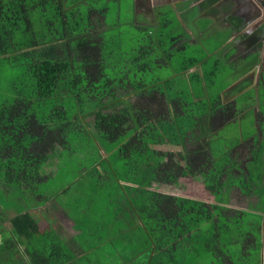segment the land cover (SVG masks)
<instances>
[{
  "label": "trees",
  "instance_id": "obj_1",
  "mask_svg": "<svg viewBox=\"0 0 264 264\" xmlns=\"http://www.w3.org/2000/svg\"><path fill=\"white\" fill-rule=\"evenodd\" d=\"M215 1L207 0V11L213 14L220 13ZM107 11V0H0V57L4 61L20 58L25 68L24 78L16 84L14 102L0 105V186L7 180L6 186L19 191L20 200L15 214L13 211L5 218L4 232L9 237L3 241L0 258L7 263L10 254L20 250L29 264H75L77 257L58 233L51 230L41 235L40 224L30 212L34 206L28 209L27 204L31 199L69 203L68 188L79 176L91 175L96 183L83 181L87 183L86 197L94 196L97 202V185L104 179H110L108 184L117 194L126 191L131 196L124 200L128 210L117 214L129 217L134 225L123 233L132 249L138 248L139 255L131 258L136 261L133 264H239L224 249L227 242L236 247L246 264L250 260L244 254L256 248L255 235L261 236L262 221L250 222L244 230L238 218L244 212L256 214L245 209L229 214L231 209L221 204L237 188L226 182L228 178L240 176L251 182L247 190L232 194L239 201L243 196L258 197L251 190L257 180L264 189V156L259 150L264 140V110L257 112L256 137L238 145L248 148V164H236L229 153L217 156L218 132L240 120L241 113H245L242 117L252 113L255 95L251 103H244L248 108L240 107L239 112L237 99L225 103L218 86L233 78L231 71L224 70L218 89L213 88L217 95L207 99L206 55L188 58L173 68L178 75L163 81L149 68L152 62L148 58L159 53V60L165 56L172 59L176 44L171 49L166 38L172 37L173 31L164 32L158 21L155 31L134 26L144 32V43L135 53L122 47L113 51L105 37ZM237 19L229 17L234 30H240ZM164 22L170 25L168 18ZM181 41L186 49L189 44L183 38ZM125 62L133 69H127ZM230 66L241 67L237 62ZM194 67L197 71L190 72ZM182 81L192 82L191 87L181 84V89L169 91ZM232 82L226 81L227 85ZM89 125L94 130H88ZM69 133H81L80 149L76 136L69 139ZM55 152L58 157L52 159ZM177 154L180 159L175 158ZM251 163L253 171L248 170ZM182 164H186L182 167L186 172ZM188 174L194 182L203 180L215 203L157 191L186 185L179 179ZM54 178H59L57 191L41 192L40 184ZM127 180L130 188L120 183ZM90 185L96 186L93 191ZM75 189L82 191L80 186L71 191ZM60 190L67 193L60 194ZM215 190L221 194H214ZM252 201L249 207L254 205ZM4 213L8 214L7 210ZM259 215L263 219V214ZM220 237L226 241L223 246ZM119 239L122 243L123 238ZM262 255L263 244L257 256ZM80 262L89 263L84 257Z\"/></svg>",
  "mask_w": 264,
  "mask_h": 264
},
{
  "label": "rangeland",
  "instance_id": "obj_2",
  "mask_svg": "<svg viewBox=\"0 0 264 264\" xmlns=\"http://www.w3.org/2000/svg\"><path fill=\"white\" fill-rule=\"evenodd\" d=\"M193 2L187 3L185 5H180L173 13H168L162 16H158V26L160 29H162L164 32L169 30H172L173 33L171 34L172 37L166 38V43L170 44V48L172 49L173 44H177V46L173 49V51L177 52L173 55L172 59L167 62V64H164L167 60V57H163L162 59L159 60L160 55L159 53L151 56L148 58V60H151L152 65H149V68H153L158 76L161 77L163 81L168 80L169 78L175 77L173 74V68H176L178 66H181L183 63L186 62L188 58H194V57H200L203 55H206L207 59V54L203 53V51L198 47L194 46L189 37H188V32L192 31L196 34L197 37H199L202 42H204L206 45L209 44L211 48H214V45H216V41L218 38H224L227 36L230 32L225 26L221 25V27H217L216 29L213 27V23H210V20L207 18V22L203 19H199L198 15L196 13V10L192 8ZM189 6V8H188ZM107 15H106V33L105 37L108 40V47L109 49L114 48L116 50L118 47H122L125 52L131 51V53H135V50L137 47L140 45V43H144V32L139 31L137 28L134 27L135 25V20H137V15H136V8H134V1L133 0H107ZM183 7V8H182ZM133 10H132V9ZM139 20H143L142 16L138 15ZM168 18V21L170 22V25L166 27V24L164 20ZM198 20L197 24L193 22V20ZM208 23H210L208 25ZM195 24L198 26L199 31H195ZM150 30L155 31V26H148ZM231 28V26H229ZM219 28V29H218ZM204 29V30H203ZM185 39L189 46L183 51H181V48L184 46L182 43L181 39ZM180 42V44H178ZM113 50V51H114ZM16 57V56H15ZM225 56L223 54V51H219L218 55H211L210 58H208L207 62L203 63L204 69L207 70L208 74V92H209V97L207 99L212 100L217 94L216 90L218 89L216 84L219 83L220 80L224 77V70L229 69V65L225 63L226 59H224ZM2 57H0V105L2 104H12L17 97L18 94V89L16 87V84L20 82L24 78V63L23 60L20 58H9L8 60L4 61ZM126 63V62H125ZM164 64V65H162ZM126 68L127 69H133V67H129V65L126 63ZM151 77H149L150 79ZM239 82V79L233 80L232 84H235ZM163 82L162 84H164ZM249 84L248 80H245L240 83V85L234 87L231 91L229 90V87H226L223 89V92H221V98L224 100V92L227 91L228 94L236 93L235 94V99L238 100V112L239 108L242 107L248 108V104L244 103H251L250 99L254 96L252 102L254 103L253 107V112L246 114L242 117L243 114L241 113L238 118L240 120L233 121L229 124H227L224 128H222L217 135L216 141H217V156H220L221 152L225 154H230L237 162L236 164H239L241 161L243 162L241 166H244L245 164H248L251 160L250 158V153L248 151V148H241L238 145L245 141L246 143L248 140L255 138L256 133L258 132V124H257V112L259 110H264V80L259 82V88L258 84L253 87V83L247 87ZM160 84V86L162 85ZM183 84H188L189 87H191L192 82H177L174 83L170 88L169 91H172L173 89L177 91L180 88V85ZM231 84V85H232ZM221 85H225L224 82L221 83ZM16 87V89H15ZM185 87V85H183ZM216 87V90L213 88ZM252 88V89H251ZM211 92V95H210ZM256 93V94H255ZM227 99V98H226ZM260 102L262 105H260ZM243 103V104H242ZM242 104V105H241ZM241 111V110H240ZM264 116V113L263 115ZM264 126V125H263ZM71 127V126H70ZM76 129V128H75ZM93 128L88 126V130H92ZM94 130V129H93ZM97 133V131L95 130ZM71 136H76L75 139L77 138V148L80 149L81 146L83 145V137L81 133L78 135H72L69 133L68 138L71 139ZM71 146V145H70ZM237 147V148H236ZM68 146L64 145V149H67ZM236 148V149H235ZM235 149V150H233ZM264 156V140L261 139V148L259 149ZM242 152L241 155H238L237 153ZM63 153V152H62ZM260 155V153H259ZM262 156V155H261ZM58 157V153H52L51 158L55 159ZM176 159H180V156L175 157ZM64 158L61 159V163H63ZM178 162L171 160L172 165H177ZM245 163V164H244ZM186 164H182L180 167L183 169V172H186L185 168ZM248 170L253 171V163L248 165ZM87 172L89 170L87 169ZM211 173V172H210ZM209 173V174H210ZM198 174V171H197ZM110 180V179H109ZM108 179H104V183L101 182L100 184L97 185V188L99 192H104L109 194L112 198L115 197L116 191L108 184ZM247 179L241 178L240 176L235 177V178H228L226 180L227 183H232L235 188L234 193H229L226 195L227 200H229V204H221L225 207L230 208L231 210L229 211V214L233 212L235 209H245L249 210V212L254 211L253 215L248 212H244V216L239 217L238 219L240 226H243V229H247L249 223L251 224H256L258 221H262L261 223V236L258 238L257 235H255V238L257 239L256 242V248L251 253L244 254L247 259L250 261L247 262L248 264H264V256H257L259 252V248L261 244H263L264 247V221L261 219L259 212H264V189L259 187V180L253 182V186L251 188L253 194H256L258 197H252V198H246L242 197L239 201L238 198H235L232 196H236L238 193H240L241 189L247 190L251 186V182H245ZM89 181H92L93 184L95 182L94 177H89ZM181 183H187L186 185L183 186H175L171 185L172 187H166L163 188V192L165 191L166 193L170 194H176L179 196H185L188 198H194L197 200L205 201L207 203H215V200L213 199V195L207 190V187H205V184L203 180L199 182H194L192 179V176L189 177V174L186 177H182L179 179ZM9 182V181H8ZM245 182V183H244ZM87 183L84 184L82 187L83 190L86 189ZM0 186V236L2 234V229L5 228L7 223L4 221L6 220L5 218L9 215L10 213L14 211L15 212L18 210L17 205H20V200L18 198L17 192L15 189H8L6 186L7 180H4ZM40 191L44 192V189L46 191H49V189L53 190V192H56L59 187V181L58 178L54 179H49L47 180L44 184L41 183L40 186ZM95 185H90V189L93 191ZM23 188V187H22ZM162 191V190H160ZM220 191L215 190L214 194ZM221 194V193H220ZM224 196V195H223ZM31 198V195H30ZM253 199L251 204H254L252 207H249L247 204ZM28 200V199H27ZM89 202L94 203V199L88 200ZM42 201H33L32 199L28 201L27 207L28 209L32 208L33 206H38L41 204ZM85 206V204L83 205ZM258 209V211H256ZM4 210H10L8 214L4 213ZM74 209L77 215H80L83 213L81 209ZM252 210V211H251ZM31 211V210H30ZM74 211H69V212H74ZM258 213V214H257ZM41 215V212H38L36 214L37 218H39ZM263 217V216H262ZM203 222V221H202ZM228 224V223H227ZM226 224V225H227ZM209 225V224H208ZM207 224L203 227L205 228L208 226ZM134 228V227H132ZM5 238H2L0 240V252L5 249L4 246V241ZM231 240L234 241V238H231ZM39 242V241H38ZM222 242V246L224 243H226L225 239L223 237H220V241ZM39 244H43L42 241L39 242ZM36 245V244H35ZM37 246V245H36ZM225 250H227L228 254H232L235 259L239 261V264H242L245 262L244 259H242L240 253L236 250V247L232 245L231 243L227 242V246H223ZM226 253V251H225ZM139 255V254H138ZM257 256V257H255ZM252 257H255L252 259ZM140 257V259H142ZM144 258L146 259V255H144ZM1 260V259H0ZM79 258L76 259L75 264H92V263H84L80 262L79 263ZM210 261H212V257L209 258ZM138 261V260H137ZM139 262V261H138ZM136 263V261H133L130 264ZM246 263V264H247ZM0 264H16V262L12 263V253L9 256L8 262H0ZM104 264H110V263H104ZM115 264H123V263H115Z\"/></svg>",
  "mask_w": 264,
  "mask_h": 264
},
{
  "label": "crops",
  "instance_id": "obj_3",
  "mask_svg": "<svg viewBox=\"0 0 264 264\" xmlns=\"http://www.w3.org/2000/svg\"><path fill=\"white\" fill-rule=\"evenodd\" d=\"M134 1V8H136V15L137 20H135V27H148L150 25L156 26L157 25V17L160 15L164 17L165 14L173 13L180 5H185L187 3L193 2L192 8L196 10L199 19H203L207 22V0H133ZM183 8V7H182ZM189 8V6H188ZM132 9V8H131ZM133 10V9H132ZM244 13H248L247 10H243ZM138 15L142 16L143 20L138 19ZM242 16H245L241 14ZM238 17V16H236ZM165 18V17H164ZM169 18V16L167 17ZM264 18V15L263 17ZM238 19L242 20L240 17ZM263 20V19H262ZM197 19L193 20L194 23L197 24ZM228 21V20H227ZM213 21L211 20L210 23ZM208 23V25L210 24ZM224 23V22H223ZM195 24V31H199L198 26ZM225 28L230 30L229 34L224 38H218L215 42L214 48H211L206 45L202 40L196 36V34L192 31L188 32V37L191 43L195 46H198L202 51L207 54V60L210 58L211 55H218L219 51H223L226 59L225 63L229 66L231 63H236L241 66L240 68H233L232 66L229 67V71L233 79L227 80H237L239 82L235 84L227 85L226 81L223 82L225 85H219L218 88L221 92L226 87H229L231 91L234 87L240 85L241 82L248 80L250 86L253 83V87L255 85H259L260 81L264 80V44L261 47H258V50H252L254 46V41L256 38L254 34L248 28L244 30V27L238 29H232L228 26V24H223ZM168 27V25L166 26ZM213 27L216 29V24H213ZM219 29V28H218ZM204 30V29H203ZM259 39V38H258ZM180 44V42L178 43ZM177 46V44H176ZM175 46V47H176ZM185 48L184 46L181 48L183 51ZM255 53H258L257 55ZM251 55H256V59L258 60L257 64L260 65H253L250 58ZM248 58H245L247 57ZM173 57V56H172ZM243 62H240V60ZM259 58V59H258ZM170 60L164 64H167ZM243 65H242V64ZM162 64V65H164ZM248 66H251L247 68ZM247 68V69H246ZM198 69V68H197ZM196 67L190 69V72L197 71ZM246 69V70H245ZM201 71L202 69L199 68ZM209 74V73H207ZM235 75H238L235 77ZM228 76V77H229ZM235 77V78H234ZM208 76H207V83H208ZM257 85V86H258ZM208 88V86H207ZM252 89V88H251ZM225 91L224 100L226 102H232L235 100V94H228ZM220 92V93H221ZM221 95V94H220ZM227 98V99H226ZM82 172V170H81ZM89 177L94 176H79L75 184H72L70 188H68L69 194H67V198L69 199V203L65 202L64 204L59 201H51L50 203L44 202L39 204L38 206H34L31 209L32 215L35 217L36 221L40 224V233L41 235H46L47 232L51 233V230L58 233V235L63 240V244L68 246V248L74 253V256L77 258L84 257L87 262L92 264H104V263H123V264H130L132 263L131 258L133 256H138V248L132 249L131 241L126 242L125 236L123 233L129 230L134 226L132 222L129 221V217H124L122 214H117L120 210L126 211L128 210L127 203H124V200L127 201V197L129 196V192L123 191L120 195L115 193V197L112 198L109 194L104 192H99L96 197L98 201L94 200V203L89 202L88 200L94 199V196L85 195V190L82 189L81 192H78L76 189L75 191H71L76 188V186H82L83 181L88 180ZM59 180V178H58ZM96 183V180H95ZM121 184H125V186L129 187L132 185L128 180L125 182H120ZM128 188V189H129ZM153 190V189H152ZM162 190V191H160ZM158 192H163V189H157ZM63 190H60L59 193H67ZM64 195V194H63ZM77 199V202H76ZM47 201V200H45ZM123 202V203H122ZM78 206H76V205ZM85 204V206H83ZM74 209H81L83 211L82 214L77 215ZM77 210V211H78ZM1 211V209H0ZM74 211V212H69ZM252 211V210H251ZM258 211V209L256 210ZM8 213L9 210H7ZM41 212L39 218H37L36 214ZM254 212V211H253ZM263 214V221H264V212H259ZM111 215V217L108 216ZM258 214V213H257ZM12 215V214H10ZM119 216V218H115V216ZM259 215V214H258ZM123 221L122 223H119ZM1 224V223H0ZM86 225H90V229L86 228ZM6 229V231H8ZM8 233L4 232L2 229V234L0 236V240L2 238H8ZM119 237L123 238V242L121 243ZM5 239V240H6ZM3 242V241H2ZM79 248V249H77ZM96 253V254H95ZM263 254H264V247H263ZM92 257L85 258V257ZM27 257L21 253L20 250H14V254L12 255V260L16 262V264H29ZM1 259V258H0ZM3 259L0 260V262Z\"/></svg>",
  "mask_w": 264,
  "mask_h": 264
},
{
  "label": "flooded vegetation",
  "instance_id": "obj_4",
  "mask_svg": "<svg viewBox=\"0 0 264 264\" xmlns=\"http://www.w3.org/2000/svg\"><path fill=\"white\" fill-rule=\"evenodd\" d=\"M175 1H181V0H175ZM259 1L261 4L260 6L261 8H263L262 10L264 12V0H259ZM227 2H230V1L216 0L214 3V6L216 9H220V13L213 14L211 12L212 10L207 11V18L210 21L212 20L213 21L212 23L216 24L217 27L218 26L221 27V25L223 26V24H228V26H232L233 24L231 23V20H229V17H235L236 16L235 13L246 15L244 16L243 20L237 19L239 23L238 27L240 28L244 27V30L247 28L251 30V32L254 34V37L256 38V40L254 41V46L252 50L254 51L258 50V47H261L264 44V18L253 19L252 15L244 13V11L239 6H237V3L235 1L231 2L230 4ZM226 8H230V10L226 11ZM255 54L257 55L258 53H255ZM256 55H251L250 60L253 63V65L255 63H256L255 65H260V64H257L258 60L256 59V57L258 55L257 56ZM245 58H248V56ZM245 58L240 60V62H243Z\"/></svg>",
  "mask_w": 264,
  "mask_h": 264
},
{
  "label": "water",
  "instance_id": "obj_5",
  "mask_svg": "<svg viewBox=\"0 0 264 264\" xmlns=\"http://www.w3.org/2000/svg\"><path fill=\"white\" fill-rule=\"evenodd\" d=\"M231 3L235 1L237 3V6H239L242 10H247L248 13L252 15L253 19H259L262 18L264 15L263 8H261V4L259 0H227ZM236 16L240 17L242 20L244 19V16L241 14L235 13ZM246 16V15H245Z\"/></svg>",
  "mask_w": 264,
  "mask_h": 264
},
{
  "label": "clouds",
  "instance_id": "obj_6",
  "mask_svg": "<svg viewBox=\"0 0 264 264\" xmlns=\"http://www.w3.org/2000/svg\"><path fill=\"white\" fill-rule=\"evenodd\" d=\"M173 74H174V75H178V74H175V73H174V69H173ZM229 202H230V201H229V200H227V202H226V203H223V204H226V205H228V204H229ZM219 204H220V203H219Z\"/></svg>",
  "mask_w": 264,
  "mask_h": 264
}]
</instances>
